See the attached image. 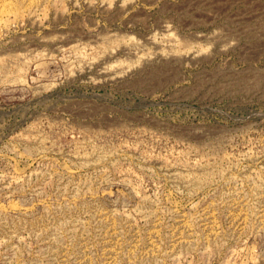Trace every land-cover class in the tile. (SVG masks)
<instances>
[{"label": "rangeland", "instance_id": "rangeland-1", "mask_svg": "<svg viewBox=\"0 0 264 264\" xmlns=\"http://www.w3.org/2000/svg\"><path fill=\"white\" fill-rule=\"evenodd\" d=\"M0 264H264V0H0Z\"/></svg>", "mask_w": 264, "mask_h": 264}]
</instances>
